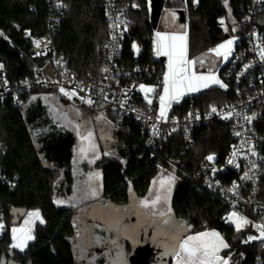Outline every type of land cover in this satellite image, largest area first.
<instances>
[{
  "label": "trees",
  "instance_id": "1",
  "mask_svg": "<svg viewBox=\"0 0 264 264\" xmlns=\"http://www.w3.org/2000/svg\"><path fill=\"white\" fill-rule=\"evenodd\" d=\"M129 1L138 5L131 14V35L136 38L139 52L133 49L130 40H126L122 57L130 66L149 63L160 67L161 64L152 57L154 29L150 24L149 1ZM63 2L68 5V10L53 34L55 47L78 78L100 76L109 43L102 0ZM250 2L229 0L232 10L229 18L223 0H199L198 4L186 0L188 57L194 59L227 39L243 36L242 19ZM48 14L47 0H0V32L3 33L0 36V64L8 70L12 84L32 78L33 65L26 55L32 42L26 30L35 37L46 34ZM221 18L225 25L220 24ZM256 23L264 31V6L256 16ZM225 26L228 31L224 30ZM238 43L236 39L232 48ZM237 91L235 85L228 91L209 87L198 94L185 96L180 104L172 107V112L181 116L196 110L204 113L212 106L222 107L236 101ZM33 96L57 98L45 88L35 86L18 91L0 105V169L3 174L16 179L13 189L0 181V209L7 225V230L0 234V260L6 264H78L72 245L75 234L73 207H57L54 203L56 197L65 198L73 191L76 141L72 133L57 129L36 111ZM104 111L118 120L109 110ZM193 136L194 144L187 148L181 132L169 134L163 144L151 152L144 145L145 133L141 125L130 118L123 119L117 128V143L124 163L110 156L98 162L103 175L102 199L118 206L127 205L133 197L129 192V181L135 197H143L159 169L173 164L177 174L171 200L173 216L182 222L187 235L208 229L219 230L230 245L232 264H260L256 259L259 245L256 242L238 244L236 232L221 221L226 210L224 200L194 178L204 156L214 154L219 159L226 156L232 140L231 127L217 122L198 125ZM37 209L45 223H37L35 240L29 242L24 252L10 251L11 228L23 226V218L14 222V211Z\"/></svg>",
  "mask_w": 264,
  "mask_h": 264
},
{
  "label": "built area",
  "instance_id": "2",
  "mask_svg": "<svg viewBox=\"0 0 264 264\" xmlns=\"http://www.w3.org/2000/svg\"><path fill=\"white\" fill-rule=\"evenodd\" d=\"M47 1L49 2L47 33L39 37L31 34L32 46L26 53L33 65L32 78L22 80L19 84H12L9 80V72L3 65L4 67L0 69V105L4 104L10 96L16 94L18 91L28 90L36 86L52 92L69 106L89 108L86 104H82L78 98L73 97L72 100H69L58 90L62 84L67 90L71 91L75 83L82 81L85 86L94 85L91 92L79 93L81 96L91 95L93 99L98 101L97 104H94L89 109L95 110L98 113L105 112L104 109L109 110L118 118L116 120L110 117V121L117 128H120L125 118H130L139 123L145 133L144 145L151 152L157 150L163 144L166 137L172 133L181 132L185 145L189 148L195 141L193 134L196 126L212 122L230 126L232 129V140L226 156L223 159H219L215 155L216 159L212 163H209L205 159L207 155L204 156L200 163V169L194 175V178L199 180L209 191L219 195L224 200L226 210L221 217V221L225 226L232 228L236 232V239L239 245L245 244L242 241L249 235H258V232L251 225L237 232L234 225L226 222L225 217L233 210H236L254 223H260L262 216H264V161L252 156L245 159L243 154L238 152L234 163H228V160L232 157L234 146L238 149L242 140L250 139L256 145L255 150L258 155L264 157V62L260 61L256 49L257 44L264 46V31L256 23V16L264 6V2L251 0L242 19V24L245 28L243 36L237 37L239 43L232 48L227 61L222 56H219V79L227 85V89H222L218 85L216 87L220 90L228 91L232 85H235L238 88L237 100L222 107H216L217 113H211V109L204 113L198 110L190 112L198 114L200 117L198 120L194 118L186 119L189 113L184 116L173 113L172 107L180 104L182 100L178 103L173 102L170 111L167 113L168 121L157 122L156 117L159 109L158 95L150 94L153 103L149 106L144 99V93L139 91V85L156 87L157 93H162L163 75L167 71L168 58L165 56V61H162V56L155 54L154 40L158 30L154 29L152 34V57L161 66L158 67L156 64L149 63L146 65H127L122 57V49L126 40H130L132 44L136 43V38L131 35V14L134 8L132 5L134 4L129 0H102L109 36L104 67H109L110 71L108 73L102 72L100 76H89L86 79H80L71 72L67 60L59 54L53 41V34L60 26L68 10V5L63 2L67 7L58 9L56 7L57 0ZM120 12H124L125 15L122 19L127 22V31L123 33L122 37L120 36V30H114L109 27L111 21L107 15V13H111L112 17L115 18ZM27 31L30 30L28 29ZM114 33L117 35L116 40L112 39ZM253 33L256 35H252ZM33 38L51 41L47 46L46 55H35L37 51L44 50V47L42 44L41 48L37 49L33 43ZM133 56L135 57L136 53ZM57 60L61 61L59 65L56 63ZM248 64H251L252 67L245 71V65ZM105 75L109 77L108 80L104 79ZM5 80L7 81L6 84L4 83ZM101 87L108 94L109 99L107 101H104L100 94L99 90ZM125 91H127L126 103L124 107H120V101L125 99ZM101 104L103 106H100ZM232 109L242 111L247 115L255 113L257 118L251 124H247L243 119L237 117L223 119V113ZM138 116L140 117L139 119H137ZM153 124H157L159 136H153ZM174 128L176 130L172 131ZM236 131H240L242 135H235ZM1 144L0 139V148ZM246 150L245 147L243 151L246 152ZM248 160H256L259 167L254 171L252 180H242L241 177L244 172L248 171ZM212 168L217 170L215 174L212 173ZM0 181L6 184L9 189L15 188L16 179H11L3 174L1 169ZM233 182H236L240 186L238 196H233L228 191L232 187ZM208 183H211L213 187H209ZM233 200L236 201L235 209L232 207ZM0 218H2V222L5 225V230L0 232L2 234L7 230V225L5 214L1 209ZM251 242H256L259 245L260 250L256 259L260 264H264V243L260 240Z\"/></svg>",
  "mask_w": 264,
  "mask_h": 264
},
{
  "label": "snow or ice",
  "instance_id": "3",
  "mask_svg": "<svg viewBox=\"0 0 264 264\" xmlns=\"http://www.w3.org/2000/svg\"><path fill=\"white\" fill-rule=\"evenodd\" d=\"M192 2L194 4H198L199 0H192ZM259 2H264V0H259ZM223 4L228 10V17L231 18L232 10L229 7V0H223ZM56 7L60 9L67 7V5L63 3V0H57ZM132 7H138V5L134 4ZM107 15L111 21L109 27L114 30H120V36L122 37L123 33L127 31V22L122 19V17L125 15L124 12H120L115 16V18L112 17L111 13H107ZM172 15L174 16L175 14L172 13ZM219 22L221 25H225L224 18H221ZM232 23L235 25L234 20ZM182 27L186 28V25H183ZM224 30L228 31L229 29L227 26H225ZM231 30L233 32L236 31L235 26H233ZM26 35L31 37V32L26 30ZM186 35V32L184 34L156 32L155 34V54L157 56H166L168 58L167 71L163 75L162 93H157L156 87L145 86L143 84L139 85V91L144 93V99L149 106H151L153 103L150 94L158 95L159 109L158 115L156 117L157 122H167V113L171 108L172 103H178L180 99L188 93H197L203 89L211 87L212 85H218L222 89H227V85L223 83L214 73H212L211 70H209L208 74L198 73L196 70V65L199 63L201 66H203L205 61L202 58H188ZM252 35L256 34L253 33ZM0 36H3L2 32H0ZM112 39H117V35L115 33L112 35ZM236 39L237 37L227 39L225 42L219 44L216 48L210 49L209 52L215 54L218 57L222 56L223 59L227 61ZM33 43L37 49H40L41 45L43 44L44 50L37 51L35 53V55L40 56L46 55L47 46L51 43V41L33 38ZM132 47L137 53L139 52V48L135 43H133ZM256 49L260 61L264 62V46L257 44ZM56 63L59 65L61 61L57 60ZM3 67V64H0V69ZM250 67H252L251 64L245 65V71H247ZM101 71L103 73H108L110 68L105 66L101 69ZM104 79L108 80L109 77L105 75ZM4 83L6 84L7 81L5 80ZM93 87L94 85L85 86L84 83L80 81L75 83L71 91L67 90L62 84L59 86L58 90L69 100H72L73 97H76L82 104H86L89 108H91L94 104H97L98 101L93 99L91 95L81 96L79 93L91 92ZM99 91L103 100L107 101L109 97L105 89L101 87ZM124 97L125 99L120 101V107H124V104L126 103L127 91L124 92ZM31 99L36 100L37 97L33 96ZM43 99L47 103L49 100H55V97L46 96L43 97ZM100 106H103V104ZM72 110L75 113V121L68 120L67 113L58 112L57 115L66 121V123L59 124L58 126H71L78 137L79 142L77 147L74 149L75 155L73 158V163L78 164L82 160H87L90 165L95 164L96 161L100 159V154L95 142V134L91 127L92 121L90 119L82 118L79 107L74 106ZM50 111H56V109L50 108ZM211 113H217V108L215 106L211 107ZM233 117L243 119L247 124H251V122L257 118L255 113L252 115H247L242 111H236L235 109L224 112L222 115L223 119H232ZM139 118L140 117L138 116L137 119ZM192 118L197 120L200 119L199 115L194 113H189L186 117V119ZM95 119L97 123L102 120L109 124L111 123L110 121H107V118L103 115V113L96 116ZM175 130L176 129L174 128L172 131ZM152 134L153 136H159L157 124L152 125ZM234 134L237 136L242 135L240 131H236ZM245 147L247 149L246 152L243 151ZM255 149L256 145L250 139L242 140L238 149L234 146L232 157L228 160V163H234L238 152L242 153L245 159H248L249 156H252L264 161V157H260ZM104 155L107 156L110 155V153L105 151ZM205 159L209 163H212L215 161L216 157L214 154H209L205 157ZM236 166L238 167V165ZM258 167L259 165L257 164L256 160H248V171L244 172L241 179L252 180L254 171ZM211 171L213 174H215L217 170L212 168ZM86 175L87 179L83 182L82 186L80 184L76 186L72 197H70L67 201L55 199L54 203H56L58 206L64 205L65 203H70L73 207H76L77 201L83 202L84 200L97 198L99 196L100 188L102 187V185L97 183L101 180V173L97 171H89ZM175 179L176 177L172 172L166 173L165 170L161 169L160 176L151 182L148 194L140 199L135 198V194L132 190V182H128L129 192L133 195V204L136 212H139V214L148 222L154 223L158 226H165L158 228V231L164 237L165 241L162 244L164 248L162 255L171 256L174 260V264H232L231 253L227 254L226 256L221 255L222 250L229 249L230 245L225 241L219 232L215 230H206L192 235H187L186 237L182 235V232L185 230L184 227L177 224V222L173 221L172 219L173 210L171 205V193ZM208 186L213 187L211 183H208ZM239 187L240 186L236 182H233L232 187L228 189V191L231 192L233 196H238ZM232 207L233 209L236 208L235 200L232 201ZM136 212L133 214L135 215ZM23 215L27 217L24 220V225L21 227H12L10 230V251L18 250L19 252H24L27 249L29 242L35 240V235L33 232V226L35 222L39 221L40 224L45 223L38 209L29 211ZM109 216L111 228H123V223L118 216H112L111 214H109ZM225 220L227 223L234 225L237 232L242 231L248 225H251L258 232V235H249L245 240L242 241L243 243L247 244L255 240H260L262 243H264V216H262V221L260 223H254L246 216L240 214L238 211L233 210L227 217H225ZM98 226L99 225H97V227ZM4 230L5 225L2 222V218H0V232H3ZM81 236V231L78 228L77 237L81 238ZM130 238L134 237L130 236ZM100 242V237H95L94 240L88 239L87 243L83 245V247H87V245L90 243L99 244ZM78 247L81 246L78 245ZM77 259L82 260L85 259V257L83 255H78ZM117 261H119L120 264H126L122 253H117ZM0 264H4V261L0 260Z\"/></svg>",
  "mask_w": 264,
  "mask_h": 264
},
{
  "label": "rangeland",
  "instance_id": "4",
  "mask_svg": "<svg viewBox=\"0 0 264 264\" xmlns=\"http://www.w3.org/2000/svg\"><path fill=\"white\" fill-rule=\"evenodd\" d=\"M185 2L186 0H166L165 7L160 18L159 27L157 28L158 32L169 33V31H174L177 28L178 30L182 29V25L176 27L175 23L180 17L179 13L177 12L178 9L185 10L188 18L187 5L185 4ZM172 13H174L175 15L173 16ZM217 57L218 56H216L215 54L207 52L196 58L211 60L210 58L216 59ZM197 69L201 70V67L196 66V70ZM199 72L200 71L198 70V73ZM43 97L46 96H41L39 98L37 97L36 100H32V102H34V105L37 106L36 111H38L43 118H47L50 123L57 127V129L72 133L75 138L77 147L79 140L76 132L73 131L71 126H58L59 124L66 123V121H64L59 115H57L58 112L67 113V119L75 121V113L72 110L74 106H69L59 98H56L55 100H49L46 103ZM50 108L56 109V111H50ZM79 109L81 111L82 118L90 119L92 121L91 127L95 134V142L99 149L100 159L97 160L95 164L91 165L87 162V160H82L78 164H74L73 176L76 182H74V186L72 187V193L65 198L56 197L55 199H62L67 201L70 197H72L74 189L78 184H80L81 186L83 185V182L87 179L86 174L89 171H97L101 173V180L97 183L102 185V169L100 166H98V162L105 157V151H108L110 153V155L107 156L115 157L124 163L123 158L119 154L120 148L119 144L117 143V127H115L110 121V116L106 112H101L107 118V121H110L111 123L109 124L103 120L97 123L95 118L101 113H93L82 106H79ZM161 169L165 170L166 173L172 172L176 177L175 183L172 186V200L174 188L177 182L176 166L171 164L169 167H161L152 181L160 176ZM101 191L102 187L100 188L99 196L95 199H88L84 200L83 202L77 201L76 207H73L70 203H65L64 205L59 206L55 203L57 207H73L74 211L72 221L75 227V234L72 238V245L78 264H119L120 262L117 261V253H122L123 257L125 254L132 253L137 248V243H140L144 240L146 241V239L151 238L153 234L159 240L164 241V237L160 234L158 228L165 226H158L154 223L148 222L139 214V212H136L133 204V197L131 198L128 205L118 206L111 204L110 202H108V204L105 200H102L100 198ZM148 191L146 195L148 194ZM146 195H144L143 197H145ZM143 197L135 198L140 199ZM134 212H136L135 215L133 214ZM25 213L27 212H23L22 210H19L15 213V220H18L20 217L23 218L21 221V225H24V220L27 218L25 215H23ZM109 214H111L112 216H118L123 223V228H111ZM172 219L173 221L177 222V224L182 225V222L175 219L174 216L172 217ZM37 223H39V221L35 222L33 226V232ZM97 225L99 226L97 227ZM78 228L82 234L81 238L77 237ZM184 229L186 228L184 227ZM208 230H215L219 232L228 243L221 231L216 229ZM192 234L195 233H191L189 235ZM130 236L134 238H130ZM95 237L101 238V242L99 244L90 243L87 245V247H83V245L87 243L88 239L94 240ZM78 245H80L81 247H78ZM229 253V249H224L222 250L221 255L226 256ZM78 255H83L85 259H77ZM171 264H174L173 259L171 260Z\"/></svg>",
  "mask_w": 264,
  "mask_h": 264
},
{
  "label": "water",
  "instance_id": "5",
  "mask_svg": "<svg viewBox=\"0 0 264 264\" xmlns=\"http://www.w3.org/2000/svg\"><path fill=\"white\" fill-rule=\"evenodd\" d=\"M165 2L166 0H149L150 24L153 29H157L159 26ZM177 12L180 15L177 23L187 24V15L185 10L178 9ZM165 59L166 57L162 56L161 60L165 61ZM17 211L19 210L14 211V214ZM20 218L18 220H14V222L19 221ZM182 233V235L185 237L187 235V229H185ZM164 242L165 241H161L156 238L153 234V236L151 238H147L146 241L144 240L140 243H137V248L132 253L125 254L124 261L126 262V264H171V260L173 258L171 256L162 255V253L164 252L162 244ZM4 264H6V262H4Z\"/></svg>",
  "mask_w": 264,
  "mask_h": 264
},
{
  "label": "crops",
  "instance_id": "6",
  "mask_svg": "<svg viewBox=\"0 0 264 264\" xmlns=\"http://www.w3.org/2000/svg\"><path fill=\"white\" fill-rule=\"evenodd\" d=\"M178 21H176V23H175V26L176 27H179L180 25H186V28L185 27H182V29L181 30H178V28L176 29V30H174V31H172L173 33H175V34H184L185 32H186V29H187V24H182V23H177ZM172 33V34H173ZM186 34H187V32H186ZM186 41H187V35H186ZM189 58V57H188ZM190 59V58H189ZM202 59H204V58H202ZM211 60H208V59H204V64H203V66H201L199 63L196 65V66H200L201 67V70L200 69H197V71L199 70L200 72L199 73H201V74H208V72H209V70H211V72L212 73H214L218 78L220 77L219 76V68H220V58H210ZM213 86H216V85H212L211 87H213ZM204 90V89H203ZM203 90H201V91H203ZM200 91V92H201ZM200 92H197V93H188V94H186L185 96H189V95H193V94H198V93H200ZM185 96H183L181 99H180V101L181 100H183V98L185 97ZM171 109V108H170ZM170 109L168 110V112L170 111Z\"/></svg>",
  "mask_w": 264,
  "mask_h": 264
},
{
  "label": "flooded vegetation",
  "instance_id": "7",
  "mask_svg": "<svg viewBox=\"0 0 264 264\" xmlns=\"http://www.w3.org/2000/svg\"><path fill=\"white\" fill-rule=\"evenodd\" d=\"M100 198L102 199V191H101V194H100ZM102 200H103V199H102ZM129 203H130V202H129ZM129 203H128V204H129ZM128 204H127V205H128ZM75 258H76V257H75Z\"/></svg>",
  "mask_w": 264,
  "mask_h": 264
}]
</instances>
